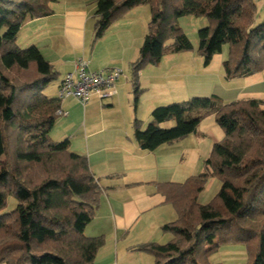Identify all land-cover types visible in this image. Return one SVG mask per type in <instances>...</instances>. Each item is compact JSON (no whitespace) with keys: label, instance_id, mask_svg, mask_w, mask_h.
I'll list each match as a JSON object with an SVG mask.
<instances>
[{"label":"trees","instance_id":"1","mask_svg":"<svg viewBox=\"0 0 264 264\" xmlns=\"http://www.w3.org/2000/svg\"><path fill=\"white\" fill-rule=\"evenodd\" d=\"M58 1L0 0V264H95L105 245L104 236L85 235L101 191L87 157L72 152L69 139L50 138L64 112L57 94L45 91L60 74L36 46L16 44L23 24L53 15ZM140 6L149 7L150 20L130 65L134 108L140 72L158 65L167 52L193 49L178 23L183 17L206 19L197 31L205 66L227 45L225 79L264 72V19L256 23L254 0H95L94 41ZM208 115L223 138L213 144L205 171L182 183L157 185L176 214L160 228L171 239L133 251L151 255L153 264H211L209 257L233 236L250 247L248 264H264V101L223 103L211 95L170 103L151 111L144 130L134 120L133 137L141 150L152 152L195 134ZM210 178L220 188L202 205L198 198ZM9 198L15 201L11 210Z\"/></svg>","mask_w":264,"mask_h":264},{"label":"crops","instance_id":"2","mask_svg":"<svg viewBox=\"0 0 264 264\" xmlns=\"http://www.w3.org/2000/svg\"><path fill=\"white\" fill-rule=\"evenodd\" d=\"M254 2L256 20L264 19V0ZM52 10L54 14L49 17L25 22L17 35L16 44L19 48L36 46L62 78L73 70L78 60L84 59H77L78 54L87 53L89 35L94 31L95 3L92 4L90 0H59L52 5ZM143 11V6L137 7L107 29L95 49L100 45L102 50L107 48L115 56L97 65L91 66L89 63L90 69H130V65L139 56V49L147 33H140L138 29L139 16L143 15ZM64 51L73 53L74 57L66 56ZM158 70L155 68L156 74ZM144 73L141 71L139 78L142 88L146 87ZM160 77L154 74L149 86L157 85ZM194 79L189 78L186 85L191 98L196 96ZM128 83L129 77L122 75L115 84L113 100L117 99L122 86L130 87ZM208 85L203 84L204 87ZM54 92L52 95L46 94L56 96L57 85ZM66 102L61 103V110L64 112L62 118L67 120ZM161 126L169 128L172 123ZM132 132L123 133L112 123L85 120L76 127L73 135L80 136L82 144L73 146L72 150L87 157L89 168L101 189L99 206L85 229L86 236L105 237V245L98 251L95 264H153L151 255L133 251V248L161 242L158 237L160 228L170 223V215L175 214L171 206L164 203L157 185L178 181L172 170L178 164L176 158L181 151L176 148L177 144L161 145L152 152L143 151L135 142ZM199 198L198 202L205 204Z\"/></svg>","mask_w":264,"mask_h":264},{"label":"rangeland","instance_id":"3","mask_svg":"<svg viewBox=\"0 0 264 264\" xmlns=\"http://www.w3.org/2000/svg\"><path fill=\"white\" fill-rule=\"evenodd\" d=\"M90 2L94 4L95 0H90ZM143 10V15L139 16L140 18L138 20L140 33L142 31L147 32V24L150 20L149 7L143 6ZM261 22V18L256 20L257 24ZM178 23L192 43L193 49L189 52H167L162 60L165 59L163 61L161 60L163 63L160 62L155 66L147 65L142 70L145 72L146 87H140L141 93L135 109L130 83H128L129 88L122 86L116 100L112 98L99 100L97 97H92L85 106H82L77 101L70 102L66 100L67 102L64 101L66 102L65 111L69 118L66 117L67 120L62 117L57 119L50 133L51 140L60 142L64 139H69L70 150L74 152L72 147L82 144L80 136H73L75 129L85 120L93 123H112L118 126L123 133H126V131L129 133V131L132 132L134 130V120H138L141 129L144 130L150 122L151 111L156 107L165 106L170 103H178L193 98H204L211 95L219 97L223 103L252 98L264 101V72L246 78L225 79L222 63L227 58V45L223 46L220 54L213 56L208 66L204 65L203 58L197 51V31L207 25L206 19L189 16L179 19ZM89 36L87 53H79L77 59L84 58L92 66V64L97 65L107 60L108 57L113 58L115 56V53L109 52L107 48L102 50L100 45L95 49L97 42L103 37L94 41V31ZM64 52L66 56L70 58L74 57L73 53ZM175 61L177 64H173ZM155 68L159 69L157 74L155 73ZM118 69L123 71V76L125 78L129 77L130 80L129 68L128 70L126 68ZM154 74L161 76L160 81L157 85L150 87L149 83L153 82ZM189 78L190 80L195 78L193 82L196 87V91H194L196 96L192 98L188 96L186 90ZM59 80H61L60 75L57 80L47 87L45 92L49 95L54 94ZM122 81L124 82V80ZM205 83L209 85L204 87L203 84ZM199 84L201 87H199ZM222 138L223 131L216 124L214 115H208L200 122L195 134L172 143L177 144L176 148L181 151L178 152L176 158L178 164L172 170L173 176L175 175L174 177L178 181L172 182L182 183L190 176L203 173L205 171L204 162L210 156L213 143L221 141ZM219 188L220 182L216 178H210L205 185L204 191L200 194L199 199L205 204L209 203L215 197ZM14 205V199L9 198L8 210H11ZM170 218L172 219L171 222H173L175 220V214L173 215L172 213ZM158 237L161 242L156 241L157 244H165L171 239L170 234H165L161 231L158 233ZM250 251L249 246L234 240L233 236H231L229 242L220 244L217 252L209 257V262L211 264H248L251 258Z\"/></svg>","mask_w":264,"mask_h":264},{"label":"built area","instance_id":"4","mask_svg":"<svg viewBox=\"0 0 264 264\" xmlns=\"http://www.w3.org/2000/svg\"><path fill=\"white\" fill-rule=\"evenodd\" d=\"M117 68L92 70L89 62L81 59L76 62L71 72L66 73L60 82L57 96L62 102L73 99L82 106L92 97L99 100L111 99L115 94V84L122 77Z\"/></svg>","mask_w":264,"mask_h":264}]
</instances>
